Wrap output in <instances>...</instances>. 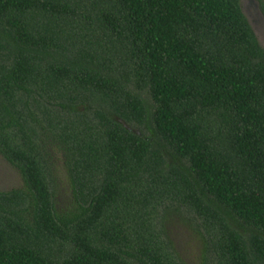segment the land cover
Here are the masks:
<instances>
[{"label": "trees", "instance_id": "16d2710c", "mask_svg": "<svg viewBox=\"0 0 264 264\" xmlns=\"http://www.w3.org/2000/svg\"><path fill=\"white\" fill-rule=\"evenodd\" d=\"M0 154L23 181L0 191V264H185L181 207L200 264H264V49L240 0H0Z\"/></svg>", "mask_w": 264, "mask_h": 264}, {"label": "rangeland", "instance_id": "374dc122", "mask_svg": "<svg viewBox=\"0 0 264 264\" xmlns=\"http://www.w3.org/2000/svg\"><path fill=\"white\" fill-rule=\"evenodd\" d=\"M241 8L245 14L259 44L264 49V24L257 14L254 3L249 0H240ZM54 166V191L55 200L60 207H65L71 202L68 175L61 153H52ZM23 185L20 172L10 165L0 154V191L21 188ZM182 212H171L166 216L164 225L168 239L179 258L185 264H200L204 257L206 247L203 244L201 233L205 232L202 221L196 219L191 211L181 207Z\"/></svg>", "mask_w": 264, "mask_h": 264}, {"label": "flooded vegetation", "instance_id": "af4514ba", "mask_svg": "<svg viewBox=\"0 0 264 264\" xmlns=\"http://www.w3.org/2000/svg\"><path fill=\"white\" fill-rule=\"evenodd\" d=\"M262 1H264V0H262ZM249 2L250 3H254V6H255L256 11H257V14L260 17V19L262 20L263 24H264V16H263V14L261 12L259 1L258 0H249Z\"/></svg>", "mask_w": 264, "mask_h": 264}]
</instances>
